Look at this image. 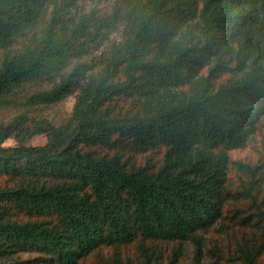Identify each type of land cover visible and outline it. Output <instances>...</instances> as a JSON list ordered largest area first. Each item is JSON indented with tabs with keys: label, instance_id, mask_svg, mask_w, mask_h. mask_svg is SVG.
Masks as SVG:
<instances>
[{
	"label": "trees",
	"instance_id": "16d2710c",
	"mask_svg": "<svg viewBox=\"0 0 264 264\" xmlns=\"http://www.w3.org/2000/svg\"><path fill=\"white\" fill-rule=\"evenodd\" d=\"M83 1L0 0V109L24 84L72 61L25 104L52 105L77 91L58 125L26 114L0 123V174L57 180L0 187V264L27 251L75 264L137 239L189 240L200 264L195 233L221 218L224 201L256 207L252 180L230 192L228 172L253 177L229 153L246 147L264 117V0H116L105 16L81 13ZM119 26L121 40L93 56ZM35 135L45 143L19 145ZM10 138L17 144L4 147ZM151 152H161L158 164L129 162ZM139 246L142 264H159L154 247ZM258 253L239 249L244 264Z\"/></svg>",
	"mask_w": 264,
	"mask_h": 264
},
{
	"label": "rangeland",
	"instance_id": "374dc122",
	"mask_svg": "<svg viewBox=\"0 0 264 264\" xmlns=\"http://www.w3.org/2000/svg\"><path fill=\"white\" fill-rule=\"evenodd\" d=\"M116 0H85L79 3L80 12L87 14L90 11L95 12L98 16H105L111 12ZM122 37V27L107 34L102 45L93 56L107 52L113 43H118ZM89 59V58H88ZM83 59L82 61H88ZM74 61L63 71L54 73L48 78H43L36 82L26 83L14 94V104L0 109V123H6L12 117L18 114H26L28 117L45 118L53 124L58 125L64 122L70 115L77 91L65 97L59 103L52 105L27 106L25 99L30 95L47 90L59 82L61 75L67 74ZM223 75L219 80H223ZM46 141L43 135H35L30 139L19 144L22 146H38ZM16 139L10 138L3 144L4 147L15 146ZM161 152H151L147 154H132L129 162L135 165L144 164L146 158L158 164L161 160ZM230 160L243 166H249L253 170L251 178L244 170H239L236 166L229 168L228 172V190L230 192L238 191L245 187L252 180L254 183V194L256 197V207L249 199L231 198L224 201L222 205V215L212 226L206 230H200L195 233V237L202 242V258L200 264H244L239 256V249L244 246L256 245L259 253L255 259L256 264H264V217L260 212H264V117L256 124V130L245 148L235 150L229 153ZM34 184L51 186L57 183V180L50 177H40L36 179H20V175L0 174V187L12 188L20 184ZM247 218L246 223L240 220ZM18 220H24L22 216ZM139 245L152 246L159 252V264H168L171 260L172 252L180 249L181 254L176 264H195L194 245L191 241H172V242H150L140 239L130 244L111 247L102 246L88 256L78 260L75 264H115L113 257L119 258V264L126 261L131 264H142L143 257ZM42 255L27 251L12 256L10 264H58Z\"/></svg>",
	"mask_w": 264,
	"mask_h": 264
}]
</instances>
